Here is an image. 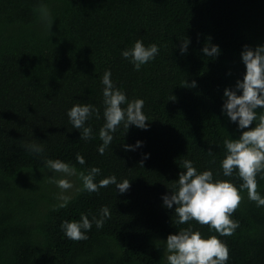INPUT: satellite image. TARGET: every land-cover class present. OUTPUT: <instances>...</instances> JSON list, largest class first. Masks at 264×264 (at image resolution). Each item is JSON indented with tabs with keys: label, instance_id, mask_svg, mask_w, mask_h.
I'll list each match as a JSON object with an SVG mask.
<instances>
[{
	"label": "trees",
	"instance_id": "trees-1",
	"mask_svg": "<svg viewBox=\"0 0 264 264\" xmlns=\"http://www.w3.org/2000/svg\"><path fill=\"white\" fill-rule=\"evenodd\" d=\"M41 5L54 20L50 31ZM137 40L159 48L140 71L121 55ZM206 44L218 46L219 55L206 57ZM245 45H264V0H0V264H167L168 235L189 226L226 243V264H264V206L250 201L246 190L231 216L239 223L231 236L194 220L178 224L176 206L166 208L162 199L178 189L184 160L197 172L211 170L214 182L227 180L238 189L243 183L236 170L224 176L221 161L224 141L249 130L223 111L225 89L234 90L245 74ZM106 70L128 101L144 100L148 127L126 131L121 125L100 155ZM193 81L195 87H184ZM75 104L100 110L99 119L85 123L90 140L80 139L82 130L69 120ZM33 142L44 151L30 153L25 145ZM46 159L78 172L97 167V183L115 176L130 187L124 193L115 185L73 189L65 193L73 197L67 207L56 208L61 190L39 174L50 171ZM257 183L264 197V173ZM74 185L82 188L76 176ZM102 207L110 218L99 229L93 221L88 239L65 236L64 221L78 222L82 214L99 219Z\"/></svg>",
	"mask_w": 264,
	"mask_h": 264
},
{
	"label": "clouds",
	"instance_id": "clouds-1",
	"mask_svg": "<svg viewBox=\"0 0 264 264\" xmlns=\"http://www.w3.org/2000/svg\"><path fill=\"white\" fill-rule=\"evenodd\" d=\"M41 19L45 22L50 31L53 19L46 5L39 8ZM189 40H182L181 52H185ZM206 57L219 55L220 49L216 45L206 44L202 49ZM159 52L156 44L145 47L141 40L135 41L131 49L121 52L123 58L130 60L134 70L140 71L141 67L152 61ZM241 59L245 65V74L242 81L237 80L235 89H225L226 98L223 111L230 121L237 122L242 131L239 139H226L224 145L226 155L221 161L223 175L230 177L234 170L238 172L243 183L239 189L227 180L213 181L211 170L197 172L192 161L184 160L182 167L184 171L179 174L177 180L178 189L171 192V195L162 197L164 206L171 209L175 205V213L178 216V224H187L189 221H196L201 226H209L211 230L219 233L220 236L234 235L239 227L238 221L231 218L232 214L239 208L243 201L242 190L247 191L248 199L255 202L257 207L264 206V197L257 191V175L264 173V112L257 113V109H264V45L255 49L245 45L241 53ZM101 83L103 84V118L105 123L99 130V138L103 142L98 152L103 155L113 140V133L123 125L128 129L134 125L141 129L148 127V118L143 113L144 100L134 99L128 101L124 92L116 88L111 80V71L106 70ZM184 82V87H195ZM237 90L240 92L237 95ZM172 97L170 100H174ZM126 105V107H122ZM69 120L75 129L82 130L80 139H92V128L86 127V121L96 116L100 118V110L91 104H75L67 112ZM254 121H258L255 127H250ZM141 142L137 141L136 147ZM30 153L40 154L44 151L43 146L37 143L25 145ZM125 150H135L133 146L124 145ZM212 155L211 151H208ZM147 159V156H145ZM77 162L85 164L83 156L77 155ZM141 167L143 160L140 161ZM45 166L53 173L62 174L64 178L57 179L56 176L49 177V183L55 184L61 191L57 195L60 203L56 208H65L72 200L71 195L65 193L75 189L80 191L97 192L100 188L115 185L120 193H124L130 187V181L125 179L118 183L115 176L101 179L98 183L96 177L100 174L97 167L90 168L87 173L77 171L75 166L62 162L61 160L46 159ZM76 176L82 182V188H75V185L67 177ZM55 210V209H54ZM110 218L108 207L100 209V218L93 217L90 221L88 216L82 214L80 220L64 221L61 228L65 236L73 241L88 239L87 231L92 228V222L96 227L102 228L105 220ZM167 252V264H226L229 259V248L226 243L212 235L202 238L198 230L191 226L181 229L177 234L168 235L165 242Z\"/></svg>",
	"mask_w": 264,
	"mask_h": 264
},
{
	"label": "rangeland",
	"instance_id": "rangeland-1",
	"mask_svg": "<svg viewBox=\"0 0 264 264\" xmlns=\"http://www.w3.org/2000/svg\"><path fill=\"white\" fill-rule=\"evenodd\" d=\"M49 172H51V171H49ZM48 172V174L47 173H45V172H39V174H42L43 173V175H45L47 178H48V181H49V177H51V176H56V178L58 179V177L59 178H64L63 176H62V174H59V173H53V172H51V173H49ZM69 180H71V182L74 184L75 183V176H72V177H67ZM73 190H69V192H72ZM69 192H67V193H69Z\"/></svg>",
	"mask_w": 264,
	"mask_h": 264
}]
</instances>
